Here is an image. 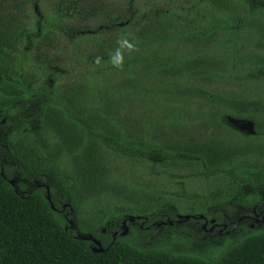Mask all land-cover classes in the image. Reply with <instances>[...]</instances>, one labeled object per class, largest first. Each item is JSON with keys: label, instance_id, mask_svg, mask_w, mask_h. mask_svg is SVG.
Listing matches in <instances>:
<instances>
[{"label": "trees", "instance_id": "trees-1", "mask_svg": "<svg viewBox=\"0 0 264 264\" xmlns=\"http://www.w3.org/2000/svg\"><path fill=\"white\" fill-rule=\"evenodd\" d=\"M26 2L0 0V95L38 102L42 161L66 190L38 174L46 187L16 191L22 171L2 165L0 264H264V224H237L264 205V0H146L79 32L68 68ZM207 228L232 242L220 251ZM160 231L180 247L144 242Z\"/></svg>", "mask_w": 264, "mask_h": 264}, {"label": "rangeland", "instance_id": "rangeland-1", "mask_svg": "<svg viewBox=\"0 0 264 264\" xmlns=\"http://www.w3.org/2000/svg\"><path fill=\"white\" fill-rule=\"evenodd\" d=\"M27 2L22 6L27 14V22H36V17L44 23H48L54 30H57L61 35L58 36L57 44H55V51L58 61L62 64L64 62L72 65H80L76 58H74L71 49H77L79 32L83 33L89 29H96L100 24L112 25L118 23L120 20H125L127 16H137L139 11H133L141 7L146 0H26ZM34 24V23H33ZM38 35L31 39L29 44L24 45V50L29 53L34 48ZM70 51V57L64 58L62 51ZM2 68L0 66V81ZM3 73V72H2ZM40 107L38 102L31 100H12L0 95V168L2 165L8 172H12L13 168L21 170V173H16V177L11 178V184L14 189L18 191L19 184H26L25 187H41L47 186L46 182L40 180L33 181L34 176L41 174L47 178L54 191L61 194L66 190L62 182L60 174L49 168H46L41 156V136L37 131V122L39 118ZM30 133L29 137L24 134ZM24 174V175H23ZM27 177H26V176ZM18 183V184H17ZM40 183V184H39ZM43 184V185H41ZM49 185V186H50ZM180 190L184 191H198L200 189L197 181L180 180L175 183ZM20 189V187H19ZM22 192H27L26 189ZM260 219V218H259ZM255 219H253L254 222ZM249 222V224H251ZM184 223V222H181ZM239 226V225H238ZM237 226V227H238ZM262 223L255 221L252 228H261ZM124 234H128V228L123 226L121 229ZM228 229L219 230L216 228H207L206 234L209 236L211 244L220 251L225 250L232 242L233 232H227ZM79 238H85L82 234H78ZM144 242L158 244L169 242L177 248L183 242V238L171 236L169 233L160 231L149 235ZM221 238V239H220ZM228 238V240L226 239ZM197 248H201L196 245Z\"/></svg>", "mask_w": 264, "mask_h": 264}, {"label": "water", "instance_id": "water-1", "mask_svg": "<svg viewBox=\"0 0 264 264\" xmlns=\"http://www.w3.org/2000/svg\"><path fill=\"white\" fill-rule=\"evenodd\" d=\"M229 120H230V122H231L236 128H238L239 130H241V131H246V132H249V133L253 132V123H252L250 120H241V119H233V118H229ZM10 183H11V181H10ZM46 197H47V200H48V201L50 202V204H51V201H50V194H49V191H48V190H47V195H46ZM51 207L54 208L52 204H51ZM179 218H188V216H179ZM131 219H132V218H130V220H131ZM123 226H125V221L123 222ZM123 233H125V232H123ZM82 239H83V238H82ZM84 239H90V240H92L93 242H95L96 245L99 246L98 248H97V247H93V248H92V250H93L94 252H99V251H102V250H103V248H102L101 245H100V242H99L98 240L94 239L91 235L85 237Z\"/></svg>", "mask_w": 264, "mask_h": 264}, {"label": "flooded vegetation", "instance_id": "flooded-vegetation-1", "mask_svg": "<svg viewBox=\"0 0 264 264\" xmlns=\"http://www.w3.org/2000/svg\"><path fill=\"white\" fill-rule=\"evenodd\" d=\"M260 218V219H259ZM253 219H255V221L264 224V205H260L259 208L254 207L252 209V215H244L241 216L238 220H237V224H239L241 221H246L249 224V222L253 221ZM254 221V222H255ZM254 222H251V224H249V226H253ZM142 226V225H141ZM203 227L205 228V224L203 225Z\"/></svg>", "mask_w": 264, "mask_h": 264}]
</instances>
